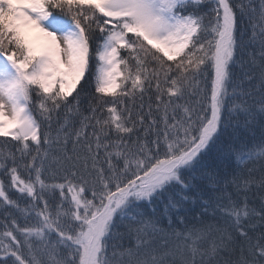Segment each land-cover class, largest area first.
I'll use <instances>...</instances> for the list:
<instances>
[{
  "label": "snow or ice",
  "instance_id": "snow-or-ice-1",
  "mask_svg": "<svg viewBox=\"0 0 264 264\" xmlns=\"http://www.w3.org/2000/svg\"><path fill=\"white\" fill-rule=\"evenodd\" d=\"M0 138V264H264V0H0Z\"/></svg>",
  "mask_w": 264,
  "mask_h": 264
},
{
  "label": "trees",
  "instance_id": "trees-1",
  "mask_svg": "<svg viewBox=\"0 0 264 264\" xmlns=\"http://www.w3.org/2000/svg\"><path fill=\"white\" fill-rule=\"evenodd\" d=\"M94 88H95V81L94 78L89 79V84L87 86V93L89 94V96H91L92 94H94ZM84 96V94L82 93V97ZM137 104H139V100L136 101ZM145 104H147V98H145ZM86 107V105H84ZM4 138H0V142H3ZM197 212L200 211V209L197 207Z\"/></svg>",
  "mask_w": 264,
  "mask_h": 264
},
{
  "label": "rangeland",
  "instance_id": "rangeland-1",
  "mask_svg": "<svg viewBox=\"0 0 264 264\" xmlns=\"http://www.w3.org/2000/svg\"><path fill=\"white\" fill-rule=\"evenodd\" d=\"M9 111H10V109H9Z\"/></svg>",
  "mask_w": 264,
  "mask_h": 264
},
{
  "label": "bare ground",
  "instance_id": "bare-ground-1",
  "mask_svg": "<svg viewBox=\"0 0 264 264\" xmlns=\"http://www.w3.org/2000/svg\"><path fill=\"white\" fill-rule=\"evenodd\" d=\"M9 110V109H8Z\"/></svg>",
  "mask_w": 264,
  "mask_h": 264
}]
</instances>
